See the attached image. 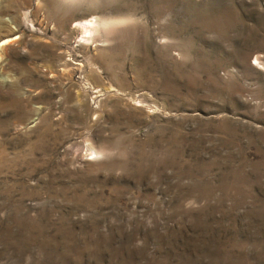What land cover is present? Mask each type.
Listing matches in <instances>:
<instances>
[{"label":"rangeland","instance_id":"rangeland-1","mask_svg":"<svg viewBox=\"0 0 264 264\" xmlns=\"http://www.w3.org/2000/svg\"><path fill=\"white\" fill-rule=\"evenodd\" d=\"M0 264H264V0H0Z\"/></svg>","mask_w":264,"mask_h":264},{"label":"bare ground","instance_id":"bare-ground-1","mask_svg":"<svg viewBox=\"0 0 264 264\" xmlns=\"http://www.w3.org/2000/svg\"><path fill=\"white\" fill-rule=\"evenodd\" d=\"M79 24L81 25V28H82V34L84 36H88L89 38L92 36L93 33L98 31L97 25L93 22H86L85 21V22H80ZM96 154H97V152L94 149L90 150L91 156H95Z\"/></svg>","mask_w":264,"mask_h":264}]
</instances>
